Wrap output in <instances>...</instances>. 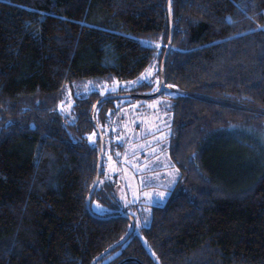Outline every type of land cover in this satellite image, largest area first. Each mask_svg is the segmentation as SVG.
<instances>
[{
	"label": "trees",
	"instance_id": "1",
	"mask_svg": "<svg viewBox=\"0 0 264 264\" xmlns=\"http://www.w3.org/2000/svg\"><path fill=\"white\" fill-rule=\"evenodd\" d=\"M167 6L0 0V264H91L127 233V219L97 220L86 209L100 149L91 110L101 96L75 102L73 125L57 109L73 83L131 82L152 65L160 81ZM170 13L166 150L178 180L150 207L148 225L96 264H264V0H172ZM111 101L95 114L103 137ZM103 177L102 161L91 210L96 202L113 210L104 216L136 223L129 211L139 205L113 203Z\"/></svg>",
	"mask_w": 264,
	"mask_h": 264
},
{
	"label": "rangeland",
	"instance_id": "2",
	"mask_svg": "<svg viewBox=\"0 0 264 264\" xmlns=\"http://www.w3.org/2000/svg\"><path fill=\"white\" fill-rule=\"evenodd\" d=\"M142 83H151L154 88H158L154 65L131 82L73 83L65 91L57 111L68 125H73L76 119L74 105L78 99L90 93L101 97L118 95ZM173 96L174 92L169 90L154 99L112 100L105 111V119L100 123L104 139H107L103 159L104 177L101 180L103 192H110L114 196L113 203L139 205L138 211H129L136 220V230L148 225L150 207L163 205L172 195L178 180L179 172L166 150L173 131L170 115ZM93 136L90 135L89 140H93ZM259 143L264 148V138H260ZM92 210L97 216L108 215L113 211L96 202Z\"/></svg>",
	"mask_w": 264,
	"mask_h": 264
},
{
	"label": "water",
	"instance_id": "3",
	"mask_svg": "<svg viewBox=\"0 0 264 264\" xmlns=\"http://www.w3.org/2000/svg\"><path fill=\"white\" fill-rule=\"evenodd\" d=\"M171 1L172 0H168V6H167V11H168V15H169V22H170V35H169V41H168V44H167L161 65H160V76H159L160 81H159L158 89L154 93L145 94V95H142V94H118V95L104 96V97H101L100 99H98L96 101V103L94 104V106L92 107V110H91V122H92L93 129H94V131L97 134V137L99 139L100 149H99V156H98V161H97L95 179H94V182L92 184V187L90 189V192H89L87 200H86V209H87L89 215L92 218H95L97 220L104 221V220H110V219H114V218H124V219H127L130 223L129 229H128L127 233L124 235V237L121 240H119L117 243L113 244L111 247H109L108 249L103 251L101 254H99L92 261L91 264H96L101 259L106 257L108 254H110L111 252L116 250L118 247L122 246L129 239V237L131 236V234L133 233L134 228H135V223H134L133 219L126 214L97 216L91 210V200H92L93 194H94V192L97 188L98 182H99L101 166H102V161H103V156H104V147H105L104 137H103V135L99 129V126L97 124V121H96V115H95L96 110L101 103L106 102V101H111V100H115V99H154V98L160 96L163 92H166L169 90L165 86L164 71H165L166 61H167V58H168V55H169V52H170V49L172 46V39H173V28H172V20H171V13H170ZM130 261L137 262L134 259H126V260L121 261L119 264H126Z\"/></svg>",
	"mask_w": 264,
	"mask_h": 264
},
{
	"label": "snow or ice",
	"instance_id": "4",
	"mask_svg": "<svg viewBox=\"0 0 264 264\" xmlns=\"http://www.w3.org/2000/svg\"><path fill=\"white\" fill-rule=\"evenodd\" d=\"M161 195H163V194H161Z\"/></svg>",
	"mask_w": 264,
	"mask_h": 264
}]
</instances>
